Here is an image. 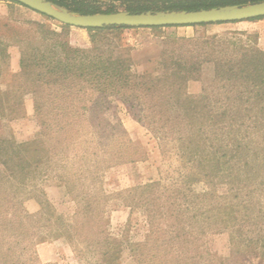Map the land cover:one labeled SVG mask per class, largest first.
<instances>
[{
  "label": "rangeland",
  "instance_id": "374dc122",
  "mask_svg": "<svg viewBox=\"0 0 264 264\" xmlns=\"http://www.w3.org/2000/svg\"><path fill=\"white\" fill-rule=\"evenodd\" d=\"M62 25L30 7L0 0V89L7 93L4 112L0 111V140L35 141L43 157L39 163L30 160L31 165L19 182L8 181V172L0 166V201L4 202V192L10 194L9 198L18 203L35 227L36 236L45 231L54 233L43 228L46 221L42 210L53 215L51 224L55 227L56 217L72 223L76 237L73 242L48 238L37 245L40 264H97L95 251L76 240L82 237L89 242L112 235L125 237L130 243L143 241L149 225L143 208L131 209L127 204L135 192L133 188L149 181H160L156 190L160 192L165 185L178 188L189 169L175 151L171 140L175 133L167 143L160 144L155 134L138 120L139 107L132 109L121 97H104L92 91L73 102L53 99L49 94L53 89L35 84L33 66L21 69L23 57L30 59L28 63H33V56L44 55L47 60L63 58L57 41L68 42L73 48H93L92 33L87 28ZM53 32L60 37L53 36ZM96 36L101 49L130 58L133 70L139 74L162 75L164 65L176 60L194 63L191 78L181 94L194 98L205 95L210 104L219 106L225 90L217 78V59L240 57L241 49L246 47L264 51V18L106 30ZM213 36L216 42L207 44ZM166 93L163 88L161 94L149 97L144 107L165 108ZM37 101L42 104V113L36 111ZM11 106L15 108L12 112L7 110ZM159 117L158 114L152 120L157 122ZM171 123L177 122L168 124ZM209 188L200 181L191 186L190 192L202 194ZM227 192L225 185L217 184V195ZM255 199L264 208V194ZM38 201L49 203L51 208L46 205L43 209ZM192 204L186 203V207ZM185 213L188 217L193 212ZM202 222L204 226L199 225L203 230L195 227L194 233L200 238L204 254L205 249L215 255V263L222 256L228 258L226 264H264L260 243L255 248H245L231 240L229 231L219 232ZM257 225L261 224L247 222L245 233L256 237ZM122 264H136L129 251L124 252Z\"/></svg>",
  "mask_w": 264,
  "mask_h": 264
},
{
  "label": "trees",
  "instance_id": "16d2710c",
  "mask_svg": "<svg viewBox=\"0 0 264 264\" xmlns=\"http://www.w3.org/2000/svg\"><path fill=\"white\" fill-rule=\"evenodd\" d=\"M12 1L23 5L17 0ZM50 1L76 12L96 13L120 9L131 12L198 10L263 0ZM68 26L62 25L63 28ZM162 27L165 26L150 28ZM126 28L136 27L87 28L92 33V49L73 48L68 42L57 41L56 46L61 49L63 58L47 60L44 55L33 56V63H28L30 59L27 57L21 59V69L28 70L33 66L35 84L53 89L49 93L53 99L73 102L81 94L92 91L104 97H121L132 109L139 107L141 115H138V120L155 134L160 144L167 143L175 133L171 138L175 151L189 169L182 176L183 181L178 188L165 185L163 192L156 191L160 181H149L133 188L135 192L127 204L131 209L141 207L146 212L149 229L143 241L130 243L125 237L119 239L104 235L102 239L89 242L79 237L76 242L95 251L97 264H122L125 251L131 253L136 264H226L227 257H217L219 260L215 263V255L205 249L207 253L204 254L201 249L203 246L194 228L203 230L204 221L206 226L216 228V231H229L231 240L245 248H255V244L260 243L261 263L264 262V208L255 199L257 195L264 194V51L246 47L241 49L240 57L217 59V78L223 82L225 96L220 100L222 105L215 106L208 102V96L194 98L181 94L191 78L194 63L188 65L176 60L171 65H164L162 75L139 74L133 70L130 58L116 56L113 50L104 51L98 45V32ZM52 34L60 37L59 33ZM211 41L206 43L216 42V36L211 37ZM44 61L47 63H41ZM40 67L44 70H39ZM163 88L167 91L165 99L168 105L163 109L144 107L149 97L161 94ZM6 97V91L0 89L2 112ZM14 109V106L7 108L11 112ZM36 111L42 113L40 101L36 103ZM158 114V121L152 120ZM174 121L177 123L168 124ZM34 142L0 140V166L8 172V181L19 182L32 158L37 163L43 159ZM200 181L208 184L209 190L202 194L190 192L191 186ZM217 184L225 185L228 192L217 195ZM9 195L4 192V202L0 201V264H40L36 252L39 243L48 238L75 240L72 223L56 217L55 227L51 224L53 215H47L44 210L42 215L46 224L43 228L54 233L50 235L48 231H41L44 235L36 236L33 232L35 227ZM190 198L193 204L186 207V203H191ZM38 202L43 209L46 205L51 208L47 202ZM185 211L193 213L186 217ZM249 221L261 224L257 225L259 232L256 237L245 233V224Z\"/></svg>",
  "mask_w": 264,
  "mask_h": 264
},
{
  "label": "water",
  "instance_id": "95a60500",
  "mask_svg": "<svg viewBox=\"0 0 264 264\" xmlns=\"http://www.w3.org/2000/svg\"><path fill=\"white\" fill-rule=\"evenodd\" d=\"M63 24L81 28H102L112 25L132 27L195 25L242 21L264 16V0L248 4H232L198 10H147L131 12L80 13L50 0H17Z\"/></svg>",
  "mask_w": 264,
  "mask_h": 264
}]
</instances>
